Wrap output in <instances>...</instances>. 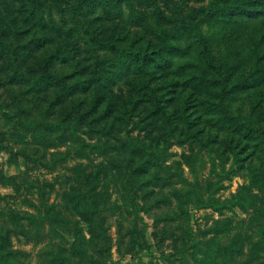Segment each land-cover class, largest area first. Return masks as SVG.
<instances>
[{
    "label": "rangeland",
    "instance_id": "rangeland-1",
    "mask_svg": "<svg viewBox=\"0 0 264 264\" xmlns=\"http://www.w3.org/2000/svg\"><path fill=\"white\" fill-rule=\"evenodd\" d=\"M99 1L0 0V264H264V14Z\"/></svg>",
    "mask_w": 264,
    "mask_h": 264
},
{
    "label": "trees",
    "instance_id": "trees-1",
    "mask_svg": "<svg viewBox=\"0 0 264 264\" xmlns=\"http://www.w3.org/2000/svg\"><path fill=\"white\" fill-rule=\"evenodd\" d=\"M260 0H237L235 2H216L212 5H210L208 8L204 9L201 13L203 15L204 19L200 21L198 24V21L196 20L195 23H193V26L191 30H189V34L192 33L193 37L196 40V43L198 44V47L200 49V54L202 55V59L208 66L213 69L219 76L226 77L230 74L229 69H222L223 62L222 61H216L215 57L211 55V51L206 43L207 38H205L202 34L200 26H203L205 22L208 21V19H214L216 21H222L226 17H235L243 15L244 17H253L254 15H260L264 14V5L262 3H259ZM100 4L103 6L104 9H111L112 6L110 5V2H118V0H108L105 1V3ZM113 9V8H112ZM113 49H116L114 46H112ZM127 58H131L134 62L137 61V59L141 61H145L144 56L140 59L136 53H130ZM155 64L159 66V62L155 60ZM145 63L142 64V67L144 68ZM76 92V91H75ZM79 216L83 218V214L79 213ZM84 220V219H83Z\"/></svg>",
    "mask_w": 264,
    "mask_h": 264
}]
</instances>
